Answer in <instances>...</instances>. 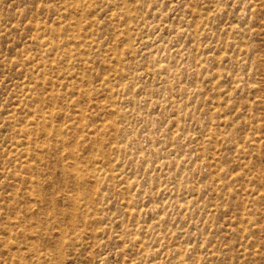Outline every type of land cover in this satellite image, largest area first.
Wrapping results in <instances>:
<instances>
[{"label": "rangeland", "instance_id": "1", "mask_svg": "<svg viewBox=\"0 0 264 264\" xmlns=\"http://www.w3.org/2000/svg\"><path fill=\"white\" fill-rule=\"evenodd\" d=\"M0 264H264V0H0Z\"/></svg>", "mask_w": 264, "mask_h": 264}]
</instances>
